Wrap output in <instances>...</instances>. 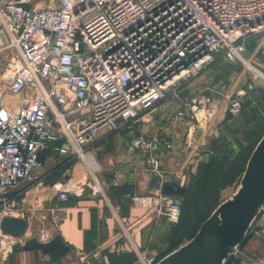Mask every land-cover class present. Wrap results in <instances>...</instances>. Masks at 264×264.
Instances as JSON below:
<instances>
[{"label": "built area", "instance_id": "1", "mask_svg": "<svg viewBox=\"0 0 264 264\" xmlns=\"http://www.w3.org/2000/svg\"><path fill=\"white\" fill-rule=\"evenodd\" d=\"M258 37L264 44V0H0V53L12 55L9 92L19 102L13 108L0 99V254L16 235L6 233L2 221L25 211L15 189L41 164L43 152L85 158L84 148L100 131L136 118L218 54L242 60ZM251 88L234 92L228 113L242 114ZM218 101L211 94L202 106ZM171 146L144 134L130 143L156 148V169ZM59 198L68 194L60 191ZM131 198L164 206L170 223L180 219L181 204L169 194ZM258 225L264 227V207ZM80 264L101 261L82 256Z\"/></svg>", "mask_w": 264, "mask_h": 264}, {"label": "crops", "instance_id": "2", "mask_svg": "<svg viewBox=\"0 0 264 264\" xmlns=\"http://www.w3.org/2000/svg\"><path fill=\"white\" fill-rule=\"evenodd\" d=\"M240 87L180 84L173 92L181 89L176 96L180 104L166 116L156 117L153 111L165 109L170 103L168 98L126 122L130 127L100 131L89 144L97 150V157L88 150L85 158L65 163L66 156L43 152L41 164L16 190L25 209L17 217L26 220V231L12 238L10 246L0 254V262L80 264L82 256H92L101 264H129L128 260L132 264V256H138V260L142 257L149 264H157L187 243L192 239L191 232L170 223L164 206L124 200L120 192L160 194L166 184L190 187L202 165L220 153L227 139L231 140L227 130L233 128L231 120L236 118L228 113L227 106L234 90ZM189 91L195 98L187 101L182 97ZM214 93L218 95V103L213 108H204L205 98ZM193 101L199 103L191 110L188 105ZM138 134H144L148 140L162 137L171 142V148L160 158L158 169L152 163L156 148L130 147L132 138ZM95 172H100V190L88 179L89 173ZM60 191L68 194L66 200L59 198ZM221 192L219 199L223 202ZM180 195L169 194L175 201H180ZM57 234L69 246L58 260L40 249L23 248L31 237L48 242Z\"/></svg>", "mask_w": 264, "mask_h": 264}, {"label": "water", "instance_id": "3", "mask_svg": "<svg viewBox=\"0 0 264 264\" xmlns=\"http://www.w3.org/2000/svg\"><path fill=\"white\" fill-rule=\"evenodd\" d=\"M166 194H183L184 188L166 184ZM264 207V135L252 152L237 192L221 202L204 221L197 234L157 264H227L233 254L251 264H260L238 249L246 237L254 217ZM27 222L23 218L8 216L2 221L6 233H24ZM26 250L40 249L58 260L69 246L57 234L48 242L36 237L27 239Z\"/></svg>", "mask_w": 264, "mask_h": 264}, {"label": "rangeland", "instance_id": "4", "mask_svg": "<svg viewBox=\"0 0 264 264\" xmlns=\"http://www.w3.org/2000/svg\"><path fill=\"white\" fill-rule=\"evenodd\" d=\"M257 40L250 46L247 44L246 49L242 52V60H237L234 62L227 58H220L221 54H218L215 62L208 65L198 76L180 83L202 84L205 86L214 87H219V84H238V86L241 87L242 85L245 86L247 84H251V91L248 92L247 95L249 96V102L247 101L245 111L239 116H234L236 119H234V121L231 120L233 128L231 130H227L230 135L228 134V132L227 134L229 135L231 140L227 139V141H225V145L221 148L220 151L226 154H232L234 150L236 151L235 153H238L241 149V145L243 146V149L250 147L253 148V152L256 145L260 141L259 140L258 142L253 143L251 142L252 140L247 139L250 134H253V131L260 132V123L264 121V44L263 38L258 37ZM11 57L12 55H8L7 52L0 53V99H6L8 102H10V105H12L13 108H16L19 102H17V98L12 96L9 92V82L13 73ZM247 61L251 65H249ZM258 70H260L262 73H259ZM176 89L177 88H171L164 98L165 100L168 98L167 100L170 101L169 105L165 109L159 108L157 112L156 110L153 111L156 117L157 114L158 116H166L168 112L171 113L177 107V104L179 102L176 96L178 94H181V89L179 88L178 92L176 91V93H173ZM236 90L237 89H235L234 92ZM190 92L191 91L186 93L182 98H187V101L193 99L194 95ZM216 96L218 97L217 94ZM155 107L156 104L152 109H154ZM246 120L249 121L248 124L246 123L247 125L244 124ZM124 126L130 127V124L125 123L123 127ZM84 149L86 152L88 150H91L97 157V150L93 147V145H89V147H85ZM99 178L100 172H95L94 175L89 173L88 175V179L90 182H92V185H97L100 190ZM239 186L240 182L237 181L233 186L221 190V198L225 200L231 198L237 192ZM17 189L18 188H16L15 191ZM178 202L182 205L181 199ZM259 217L260 212L252 220L247 235L238 245V249L261 263V261H264V227L260 228V226L258 225ZM232 258L234 260L233 262L230 261L232 260ZM130 261L131 260H128L127 262L130 264ZM135 261H138L137 264H149L146 262L147 260L144 261L142 257L140 258V260H138V256L135 257V259L134 257H132V264H135ZM243 262H245V264H249L248 261L242 259L237 254H233L227 264H243ZM0 264L2 263L0 262Z\"/></svg>", "mask_w": 264, "mask_h": 264}, {"label": "trees", "instance_id": "5", "mask_svg": "<svg viewBox=\"0 0 264 264\" xmlns=\"http://www.w3.org/2000/svg\"><path fill=\"white\" fill-rule=\"evenodd\" d=\"M255 42L256 40L252 39L248 42V45L250 46ZM221 57L224 58L220 55ZM248 97L246 96L245 98L243 112L246 109ZM142 113L140 112L139 116ZM229 116L231 115L229 114ZM262 124H264V121L260 123V132L253 131L252 133L254 135L250 134L253 137L251 138V142H258L264 135V126ZM252 149L251 147L243 149L241 145L238 153H235V150L232 154H226L224 152L216 153L208 163L202 165L199 175L194 178L190 187L184 188L185 192L180 195L182 201L181 215L179 221L176 223V228H180L181 226L182 230H188L192 234L190 235L191 238L196 235L201 224L221 203L219 199L220 191L236 181L240 182ZM66 161L69 162L70 160L66 159L64 162L67 163ZM133 194H135L133 191H122L120 192V197L124 200L130 198L132 201L131 196ZM132 257L135 259V256ZM120 258L116 257V260ZM230 261L233 262V258Z\"/></svg>", "mask_w": 264, "mask_h": 264}, {"label": "bare ground", "instance_id": "6", "mask_svg": "<svg viewBox=\"0 0 264 264\" xmlns=\"http://www.w3.org/2000/svg\"><path fill=\"white\" fill-rule=\"evenodd\" d=\"M248 62V61H247ZM249 63V62H248ZM249 65H251L250 63H249ZM259 71V73H262L260 70H258Z\"/></svg>", "mask_w": 264, "mask_h": 264}]
</instances>
